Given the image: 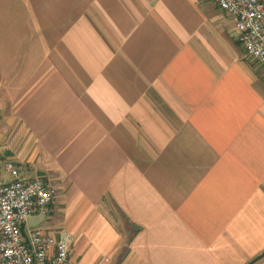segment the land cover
<instances>
[{
    "label": "crops",
    "instance_id": "crops-1",
    "mask_svg": "<svg viewBox=\"0 0 264 264\" xmlns=\"http://www.w3.org/2000/svg\"><path fill=\"white\" fill-rule=\"evenodd\" d=\"M0 151L74 264L264 253V66L212 2L0 0Z\"/></svg>",
    "mask_w": 264,
    "mask_h": 264
},
{
    "label": "built area",
    "instance_id": "built-area-1",
    "mask_svg": "<svg viewBox=\"0 0 264 264\" xmlns=\"http://www.w3.org/2000/svg\"><path fill=\"white\" fill-rule=\"evenodd\" d=\"M231 21L245 55L264 66V0H205ZM51 186L40 176L21 174L0 153V264H74L73 235H50L40 227L24 228L29 217L46 216Z\"/></svg>",
    "mask_w": 264,
    "mask_h": 264
},
{
    "label": "rangeland",
    "instance_id": "rangeland-1",
    "mask_svg": "<svg viewBox=\"0 0 264 264\" xmlns=\"http://www.w3.org/2000/svg\"><path fill=\"white\" fill-rule=\"evenodd\" d=\"M251 59V58H250ZM251 61L254 63L255 66L261 68L260 63L254 61L253 59H251ZM263 66V65H262ZM1 152V151H0ZM2 154V153H1ZM15 165V163H14ZM17 166V165H15ZM18 168V166H17ZM67 219V218H66ZM113 220L114 223L118 226H122L124 224V222L119 219V217H114L113 216ZM45 221V218L42 216H34V217H29L28 219H26V221L24 222V228L26 229L28 228H34V227H40L43 228V223ZM63 228L67 229V227L65 225H62ZM71 231V230H70ZM83 230L82 229H77L74 231H71L73 237L75 238V243L78 244L82 238L83 235Z\"/></svg>",
    "mask_w": 264,
    "mask_h": 264
},
{
    "label": "trees",
    "instance_id": "trees-1",
    "mask_svg": "<svg viewBox=\"0 0 264 264\" xmlns=\"http://www.w3.org/2000/svg\"><path fill=\"white\" fill-rule=\"evenodd\" d=\"M262 257H264V253H262L261 255L256 256L255 258H253L249 263L247 264H253L255 263L257 260L261 259Z\"/></svg>",
    "mask_w": 264,
    "mask_h": 264
}]
</instances>
